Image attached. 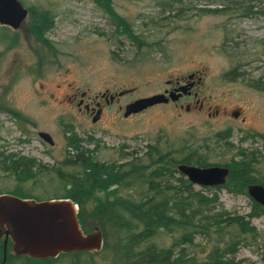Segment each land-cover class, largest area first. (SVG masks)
Masks as SVG:
<instances>
[{"label":"rangeland","instance_id":"rangeland-1","mask_svg":"<svg viewBox=\"0 0 264 264\" xmlns=\"http://www.w3.org/2000/svg\"><path fill=\"white\" fill-rule=\"evenodd\" d=\"M18 1L27 11H47L52 21L43 36L49 46L34 38L29 17L15 32L0 27V38L1 34L9 39L18 36V45L11 48H4L0 40V94L29 121L21 125L33 135L30 144L20 146L23 155H33L41 164L64 172L77 170L62 164L67 155L75 154L66 146L63 132L70 126L81 139L80 147L89 150L94 162L107 167L137 158L148 148L162 153L170 150L173 157H180L189 145L206 146L210 151L207 162L212 166L247 164L252 152L264 156V144L248 136L262 131L264 125V94L253 87L255 80H264V0H111L114 14L131 29V40L115 33L113 20L95 0ZM248 7L252 12L245 16L243 9ZM200 9L219 12L201 13ZM35 60L38 67L32 68ZM190 73L201 77L194 90L201 109L186 111L187 101H181L182 108L157 105L122 117L128 103L159 94L167 88L166 81ZM82 92L86 103L105 92L117 100L102 103L100 117L92 124L82 107L77 110V100L68 101ZM188 104L192 106V101ZM33 128L48 134L53 144L37 141ZM227 133L233 147H218L217 136ZM0 135L5 143L20 136L6 115H0ZM263 159L249 163L250 177L262 182ZM43 171L35 186L22 185L23 192L35 199L62 196L64 191H56L55 176ZM13 185L10 177L0 173V193L12 192ZM210 191L216 196L212 213L245 216L250 211L253 201L246 194ZM93 225L88 221L84 232H91ZM250 225L257 238L226 256L233 263L264 264V215L250 220ZM202 241L196 237L194 242ZM157 243L168 245V238ZM86 262L108 264L109 258L101 254L77 259L66 256L54 264ZM10 264L27 262L20 259Z\"/></svg>","mask_w":264,"mask_h":264},{"label":"trees","instance_id":"trees-1","mask_svg":"<svg viewBox=\"0 0 264 264\" xmlns=\"http://www.w3.org/2000/svg\"><path fill=\"white\" fill-rule=\"evenodd\" d=\"M110 1L94 2L105 15L111 17L117 27L115 33L129 40L133 39L131 29L122 18L114 14ZM254 1L259 3L261 0ZM243 10L245 16L252 12L251 7ZM199 11L219 12L218 9ZM28 17V27L33 36L44 46H49L43 39L52 26L48 12L28 11ZM253 87L264 92V83L255 81ZM68 133L66 146L73 149L75 154L71 156L72 162H67V165L82 168L81 173L61 174L59 170H54L55 178L59 182L70 184L71 189L64 191L62 196L53 194L34 200L73 201L78 208L77 220L82 231L84 232L88 221L94 222L93 226H97L102 235V248L97 253L59 254L56 258L43 261L6 256L4 264L20 259H24L27 264H54L60 257L77 259L80 255H86L92 258L100 254L109 258L108 264H237L226 256L233 255L237 246L257 238L250 220L264 215V206L252 202L250 211L245 216H230L225 211L212 213L211 205L215 203L216 196L211 193V188L201 187L195 191L176 171L179 164L212 166L207 162L209 155L206 153L210 151L206 146L189 145L185 151H181L180 157H173L170 150L162 153L156 148H148L137 158L107 167L94 162L89 150L81 151L80 141L73 136L72 131ZM228 138L229 133L223 137L217 136L216 145L231 149L233 146ZM237 156L243 157L241 153H237ZM260 158L264 156L258 157L252 152L247 164H223V167L228 168L225 183L212 189L246 194L247 185L260 184L264 188V182L250 177V161L257 162ZM28 166L31 165L23 163L24 171L20 181L26 182L33 177L27 172ZM42 171L40 169L39 174ZM173 174L178 175L174 178ZM10 193L19 198L33 197L21 190ZM162 237L168 238V245L157 243ZM196 237L203 241L195 243ZM88 262L91 263L89 260Z\"/></svg>","mask_w":264,"mask_h":264},{"label":"water","instance_id":"water-1","mask_svg":"<svg viewBox=\"0 0 264 264\" xmlns=\"http://www.w3.org/2000/svg\"><path fill=\"white\" fill-rule=\"evenodd\" d=\"M26 17V10L18 0H0V25L12 29L19 27ZM174 100V97H171ZM168 98L163 94L140 98L123 108V117L136 114L155 104H164ZM97 115V113H96ZM96 115L91 122L96 120ZM41 140L52 145L51 138L38 133ZM176 171L191 185L214 188L222 186L228 169L220 166L196 167L179 164ZM246 195L256 204L264 206V188L260 184L246 186ZM77 205L70 199L36 201L21 199L12 195H0V239L3 256L7 240L13 254L31 259L56 258L59 254L101 250L103 239L100 230L94 226L91 232H83L77 220Z\"/></svg>","mask_w":264,"mask_h":264},{"label":"flooded vegetation","instance_id":"flooded-vegetation-1","mask_svg":"<svg viewBox=\"0 0 264 264\" xmlns=\"http://www.w3.org/2000/svg\"><path fill=\"white\" fill-rule=\"evenodd\" d=\"M24 9L26 10V17H28V11L26 8H24ZM0 27L3 28L4 30L8 31V32H11V31L15 32L19 29V27L16 29H12L11 27H9L7 25H0ZM4 33L6 34L7 32H4ZM32 35H33V33H32ZM15 36L16 37H14L13 39H9L4 34H1L0 40L4 44V48H6V47L11 48V47H14V45H16V46L18 45L17 44L18 36H17V34H15ZM31 67L32 68L38 67L37 60L34 61V63L31 65ZM32 73H34V70H32ZM255 81H259V83H264V80H261V79H257ZM200 82H201V77H199L195 73H190V74L186 75L185 77L175 78L172 81L171 80L166 81L165 84L167 85V88L163 89L162 92L159 94H163L165 97H167L168 101L164 104H155L153 106L169 105V104L177 105L178 104L179 108H182V105L179 104V102L187 101V103L184 106V109L186 111H189L190 109H194V108L201 109L202 104L199 103L200 100L197 98V93L194 91L195 88H197V86H199ZM255 90L259 93L264 94L263 90H261L260 88L255 89ZM84 96H85V93H83V92L78 93V97H76V94H73L72 97H68V101L71 102L72 100H77L76 101L77 110L80 107H82L83 113L86 116L90 117V122H91L92 118L96 115V113H97L96 120L100 117V114L102 112V108H101L102 103L110 104V103L114 102L115 100H117V98H115L116 97L115 95H107L105 92V93H101V94L97 95L96 97L98 99H95L96 97H94V100L92 99L90 102L86 103V102H84ZM171 97H174V100H171L172 99ZM189 101H192V106L188 104ZM153 106H151V107H153ZM151 107H149V108H151ZM216 113L217 112L215 110L213 115H216ZM0 115L8 116L12 122L13 128L20 135L19 137H15L14 139L9 141L8 143H5L3 140V137L0 135V173L2 174V176L10 177L11 180L14 182V185L10 191H18V190L23 191L21 188L22 185L27 184L28 182L32 183V185L35 186L36 181H37L38 176H39L40 169L48 170L49 171L48 173H52L53 175H54V172H53L54 170L55 171L59 170V172L61 174H65V173L75 174V173L79 172L80 170H82V168L80 169V167L67 165V162L68 163L72 162V157H70L68 155L66 156V158L62 162L63 168L65 166H68L71 168H77V170L72 171V172H64V171H61L59 167H54L52 165H44L43 163L41 164L40 161L38 159H36L33 155H23L22 149L20 148V146L30 144L32 141L33 135H29L27 132L23 131L21 129V125H22V122H24V123L28 122L29 123V121L27 119L23 118L21 116V114L19 113V111L15 107H13L12 103L7 101V98L2 96L1 94H0ZM130 115H133V114H130ZM130 115H127V116H130ZM233 115H234L233 117L235 118L236 113ZM122 117H123V115H122ZM126 117H123V118H126ZM95 121L91 122V123L93 124V123H95ZM70 131H72V127H70V126L63 129L64 134H67V136L69 134L68 132H70ZM32 132L34 133V136L37 137V139H38L37 141H40L41 143H45L43 140H41L39 138V136H38V133H40L39 131H35V129L33 128ZM252 135H255L254 138H256L257 141H260V142H262V144H264V125L262 128V131L255 132L254 134H248L249 137H251ZM73 136L75 137L74 134H73ZM65 140H66V137H65ZM78 140H81V139H78ZM14 147H16V149H13ZM80 150L84 151L85 149L80 148ZM86 150H88V149H86ZM23 163L31 165L30 167L28 166V168H26V169H27V172H30L33 175V177L31 179L27 180L26 182L20 181L22 178V175H23L22 171H24ZM44 173H46V172H44ZM79 173H81V171ZM57 182H58V188L56 191H69L71 189V187L69 186L70 184L64 183L63 181L59 182L58 180H57ZM199 188H201V187H199ZM202 188H205V187H202ZM1 194L12 195L10 192L0 193V195ZM12 196H14V195H12ZM21 199H34V198H21ZM2 256H3V244H2V238H1L0 239V262L2 260ZM6 256H13V257H19V258L26 257V256H20V255L13 254V252L11 250V243L8 240H7V243L5 246V259H6ZM29 259H31V258H29ZM46 259H50V258L35 259V260H42L43 261ZM51 259H53V258H51ZM4 262H5V260H4ZM4 262H3V264H4Z\"/></svg>","mask_w":264,"mask_h":264}]
</instances>
